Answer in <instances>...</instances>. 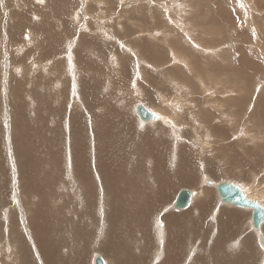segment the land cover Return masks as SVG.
Here are the masks:
<instances>
[{"label":"rangeland","instance_id":"1","mask_svg":"<svg viewBox=\"0 0 264 264\" xmlns=\"http://www.w3.org/2000/svg\"><path fill=\"white\" fill-rule=\"evenodd\" d=\"M65 1L70 3H65L68 10L62 15L57 8L54 10L49 0H45L44 4L36 0H0V164L3 169L0 171V184L4 185L2 188L6 190L0 191V203L5 202V207L8 206L7 208L2 206L3 209L0 206V264H19V260L23 257L18 253L21 249L31 255L34 264H43L40 258L41 252H38L33 238L35 235L32 234L28 225V217L31 220V213L35 209L34 204L36 202L37 206L38 203V200H34L37 193L33 189L25 188L28 177L21 168L22 160L18 155L17 143L21 142L23 147L28 146L31 150L30 158L32 157L31 161L34 164L41 163L43 159H47V156L51 157L47 155V151L50 155H55L53 152L58 151L57 148L63 155H60L61 159H59L63 161L62 157H68L69 154L67 152L69 134L66 132V127L70 128L74 116L81 117L87 128L101 121L106 124L113 122L115 124L112 129L116 131L123 129L124 123L127 122L132 134L134 136L141 134L140 138L137 137L135 141H132L128 137L125 138L126 133H124L110 138V143L119 146L114 149V155L123 160H135L144 148L148 150L152 147L146 140H142L146 132L154 133L153 129H161L157 126L149 130L142 128L140 120L136 114L135 116L133 114L135 103L142 102L152 111L154 108L151 103L164 108L174 118V123L172 122L174 130L170 133L169 130H165L168 129L166 126L164 128L165 133H169L166 137L168 144L171 145L173 139L178 138L179 141H175L178 152L184 150L183 148L189 144L194 159V163L191 164L202 172L192 186L179 187L176 191L190 188V190L198 191L197 194H199L203 174L215 179L216 182L220 181L216 180L219 177L226 178L221 181H239L237 184L253 189V192L255 191V194L259 196L258 199L264 204L262 194L264 191V170H262L264 169V0H177V3L173 0H110V2L106 1L107 4L102 3L104 0ZM178 5L180 8L177 7ZM17 24L20 28H17ZM68 25L70 29L64 33ZM83 26H88V33H85ZM196 26L200 27V33L196 32L194 28ZM81 27H83L82 31ZM206 29L209 32L204 31ZM194 33L197 34L195 40L192 39ZM27 35L30 36L29 42ZM84 36L94 38L101 47L98 44L97 49L90 46L87 48L88 44L82 42ZM191 40L199 45H193ZM197 46L200 48L197 49ZM169 47L174 49L176 54ZM21 49H26L25 53L20 54ZM175 55H179L178 58L182 60H188L187 65L182 64L178 58L175 61ZM73 58L74 62L71 61ZM85 61L91 63L93 68H88ZM180 82L185 86L189 85V89H192L191 95L183 96V90L177 89L176 83ZM89 87L96 93L88 94ZM205 88L208 90L204 91ZM142 95L150 98L148 100L150 103ZM162 99L170 103L173 99L172 103H175V106L181 105L183 109L174 108L175 111L172 107L169 109V106L165 107L161 103ZM167 115L166 113L165 116ZM205 116L210 132L209 130L207 132L201 122ZM44 123L45 133L43 134L40 130ZM102 124L99 125L102 126ZM174 133L176 135L173 137ZM46 140H49L50 145L48 149L46 146L45 153L40 146ZM144 142L147 143L143 145ZM176 143L172 144L175 153L177 152L174 148ZM132 146L137 150L136 156H132L133 151H129ZM173 155L174 153L170 157ZM203 166L204 169H202ZM207 171L210 174H204ZM228 174L233 177H228ZM37 175L35 180L40 183L44 175L41 168ZM243 180L248 183L245 184ZM18 181H21L20 188L19 184L17 186ZM65 182L67 186L63 185L65 188L63 194L67 196L65 198L67 199L70 190L68 185L71 187V183L67 182L71 181L65 180ZM58 186L56 184L54 187ZM252 186H256V189ZM177 187L178 185L175 186ZM176 194L178 193H175L173 198ZM212 197L213 211L206 217L207 223H210L209 220L216 221L219 218L220 215L214 212L215 209H219V213L222 211L243 212L242 209L225 205L222 208L223 204L217 203V197L215 195ZM25 198L26 202H24ZM205 199L204 196L198 195L196 198L199 205ZM173 200L162 204L163 208L168 207ZM199 205L194 208L198 213L197 217L199 214L202 215V208ZM23 207L25 209H22ZM163 208L160 216L162 218L175 217V214L182 213L169 208L164 211ZM160 211L157 209L156 213ZM190 214L196 217L195 213ZM212 216L215 217L212 218ZM249 231L252 232L251 228ZM19 237L23 238L25 244L16 246L20 249L18 251L13 244L16 245ZM96 240L100 239L96 238ZM95 241L91 245L87 264H92L95 254H101ZM254 241L255 238H253V244L260 258L258 264H261L264 253L260 252L259 241ZM208 242L209 239L206 238L197 246L198 252L201 247L205 248L202 251L205 257L209 253ZM192 248L193 246L190 250ZM151 254L148 264H158L159 260L156 259L154 249ZM188 255L189 253L185 258H188ZM204 256L195 255L194 259L189 257V264H197Z\"/></svg>","mask_w":264,"mask_h":264},{"label":"bare ground","instance_id":"2","mask_svg":"<svg viewBox=\"0 0 264 264\" xmlns=\"http://www.w3.org/2000/svg\"><path fill=\"white\" fill-rule=\"evenodd\" d=\"M80 1L81 0H79V2ZM88 1H91V0H82V2H88ZM106 1L110 2V0H104V2H102V3L107 4ZM174 1H176V3H177V0H173V2ZM44 2H45V0H44ZM44 2L42 4H44ZM49 2L52 4L54 10H56V8H57L62 13V15H64L66 13V11L68 10V7L66 4L70 3L69 1H65V0H49ZM151 2L153 3V1H151ZM145 3H147V1H145ZM179 3H180V1H179ZM100 5H102V4H100ZM177 7H179V5ZM182 7H184V6L182 5ZM185 7H187V6H185ZM183 13H184V11H183ZM183 17H181V18H183ZM109 19H111V18H109ZM109 19H107V20H109ZM184 19H185V17H184ZM172 20L174 21L175 19H172ZM158 21L160 22V20H158ZM18 25L19 24H17V26ZM69 25L66 26L64 33H66L70 29ZM160 25H161V23H160ZM83 27H81V31L84 29L85 33H88V30H89L88 26H83ZM262 27H263V25H262ZM17 28H20V26H18ZM194 28L196 29V32L200 33V29H199L200 27L196 26ZM204 31L209 32V30H207V29ZM187 33H188V31H187ZM106 34H107V32H106ZM28 35L26 37L27 41H28V39L30 40V36H28ZM63 35L64 34H62V36ZM184 35H185V33H184ZM192 35H193L192 39L195 40L197 37V34L194 33ZM187 38H189L188 34H187ZM190 38H191V34H190ZM60 39H61V37H60ZM2 40H3V38H2ZM82 42L88 44L87 48L91 47V48H95V49L98 48L97 45L99 44L94 38H90V37H86V36L83 37ZM191 42L193 45L194 44L199 45L198 43H195L192 40H191ZM86 44H82V45L86 46ZM3 45H4V43H3ZM19 45H21V44H19ZM69 45H70V43H69ZM69 45H67V46H69ZM205 45H206V41H205ZM99 47H101V44H99ZM196 48L198 49V48H200V46H197ZM18 49L20 50V46ZM169 49L176 54L174 49H171L170 47H169ZM189 50H190V48H189ZM25 51H26V49H21L20 54L25 53ZM13 52H16V51H13ZM111 54H113V53H111ZM191 54H192V52H191ZM49 55H51V54H49ZM178 56H176L174 58L175 61H177ZM247 56H248V54H247ZM70 57H71V55H70ZM173 57H174V55H173ZM178 59L180 60V62H182V64L187 65L188 60H182L181 58H178ZM5 61H6V59H5ZM71 61L74 62V58ZM240 62H241V60H240ZM84 63L86 65H88V68L91 67V63H89L88 61H85ZM2 64H4V62ZM70 64H71V62H70ZM7 65H8V63H7ZM4 66H6V65H4ZM198 67H199V65H198ZM8 68H6V69H8ZM91 68H93V66ZM17 71L20 72V70H17ZM92 71H94V70H92ZM181 72H182V70H181ZM245 72H246V70H245ZM167 77H168V75H167ZM17 78L21 79V77H18V76H17ZM155 80H157V79H155ZM21 81H23V79H21ZM27 81H28V79H27ZM16 83L18 84V82H16ZM108 84H109V82H108ZM56 85H58V83ZM4 86H6V85H4ZM93 86H95V85H93ZM106 86H107V84H106ZM188 86H185L181 82L176 83L177 89H179V91L181 89L183 90V93H182L183 96L191 95L192 89L191 88L189 89ZM54 87H55V85H54ZM152 87H153V84H152ZM24 88H25V85H24ZM258 88H260V87H258ZM16 90H18V89L16 88ZM53 90H54V88H53ZM155 90H156V88H155ZM206 90H208V89L205 88L204 91H206ZM18 91H16V92H18ZM156 92H157L156 94H158V91H156ZM208 92H211V91H208ZM89 93L95 94L96 91L93 88L89 87L88 88V94ZM159 93H160V91H159ZM149 94L153 95L152 93H149ZM83 95H86V93H83ZM128 95H130V93ZM160 95H162V94H160ZM13 96H15V95H13ZM38 97H41V96H38ZM142 97H144V95H142ZM144 99H146L148 101L150 98L148 99V98L144 97ZM234 100H235V98H234ZM152 101H154V100H152ZM172 102H174L173 99H172ZM172 102L170 103L165 99H162V101H161V103L164 104L165 107L169 106V109H170V107H172L173 109L176 108L178 110L183 109L181 107V105H179L180 107L175 106V103L173 104ZM89 103H90V101H89ZM91 103H93V102H91ZM148 103H150V102L148 101ZM180 104H182V103H180ZM137 105L146 106L145 104H142V102H136L134 105V110H133L134 116L136 114ZM151 105H153V108H154V110H153L154 112L150 109L155 114L154 120H152L150 122H143L138 118L141 122L140 126H143L142 128H145V129L148 128V130H149V128H155L156 126L160 127L161 129H159V128H158V130L153 129L154 133H150L149 131H147L145 135L142 134V135H144L142 140L143 139L146 140L149 144L152 145V147H150L148 150L144 148L140 155L136 156L137 150L134 149V146L131 147V149L129 151H133L131 155L136 156L135 160H123L120 157H118L117 155H114V149L116 147H119V146L113 145L110 143V138H114L118 134L126 133V135H124V137L125 138L128 137L132 141H135V138H137V137L140 138L141 134H138L137 136H134L132 134V131L130 130V127H129L127 122L124 123L123 129L120 128V129H117L116 131H114L112 129V127L115 124V123L113 124V122H109L108 124H106L103 121H101L103 124L101 122H99L98 124L93 125V126L91 124L89 126V128H87L86 123L84 122V120H82L81 117L74 116L71 120L72 125L69 123V125H71L70 128L66 127V129H67L66 132H68V134H69L67 136L69 138L68 139L69 142L67 141V145H68L67 152H69V154H68V157H65L67 159L62 157V159H64L63 160L64 162L62 160H60L61 159L60 158V155H61L60 149L55 146V148L58 149V151L53 152V154H55V155H50V152L47 151V155H49L51 157L47 156V159H43L41 163L34 164V162L31 161L32 157L30 158L31 150L28 148V146L25 145V147H23L21 142L20 143L18 142L17 143L18 145L16 144L17 148H18V153H19L18 155L21 156V160H22V163H20L22 171L24 172V174L26 173L27 174L26 176L28 177V184L26 185L25 188L33 189L37 193L36 196L34 197V200H38V203H37V206H36V202L34 204L35 209L31 213L32 214L31 220L28 217V225H29V228L32 230V234L35 235V237L33 236V238L37 244L36 247H37V250H39L38 252H41L40 258H41L43 264H87L88 260H89V255L91 254V245H92L93 241L96 240V238L100 239V240H96L95 243H97L96 247H98L99 251H101V254H95L93 256L92 264H94V258L96 255L100 256L105 261V264H148L150 259H151V256H152V254H151L152 249H154L156 259L159 260V263H161V264H189L190 259H192V258L194 259L195 255L196 256H204V255H202V253H203L202 251L205 248L201 247L200 251L198 252L197 249L199 247L197 248V246L199 243L202 244L206 240V238L209 239L208 246H207V249H209L208 250L209 253H208L207 257L204 256V258H201L197 264H258L260 262L259 261L260 258H259V256H257V254H258L257 250L255 249V246L253 244V238H255V241H259L258 246L260 247L259 248L260 252L263 251L262 253H264V245L260 242L261 235L264 236V230H263L264 229L263 228L264 223L262 225V231L260 234L257 233L256 231H254V229L252 227V218H251L252 212L250 210L242 209L243 212L222 211L219 213V209H217V210L215 209L214 212H216V214L220 215V216L218 215L219 218L216 221L215 220H213V221L209 220L210 223H207L205 221L206 217L209 216V212L211 213L213 211V209H211V208H212L213 203H214V201H212V198L214 196L212 197V195H215L217 197V200H218L217 203L219 205L222 204L219 200L216 189L213 186L211 187V186L206 185V183H205L206 181H208V180L212 181L215 185H218L219 183H222V182H230V183L236 184L247 194V196L249 198L255 199L256 201H258L261 204V206L264 207V204H262L261 201L258 199L259 196L255 194V191L253 192V189L248 188L245 185H241L240 183L237 184V182H239V181H237V182L236 181H221V180L226 179V178H223V177L220 178L219 177L216 180H220L221 182L220 181L216 182L215 179L213 180V179L209 178L208 175L203 176V174H202V176H201L202 179L200 181V183L202 184V185H200L201 192L199 194H197L198 191L196 192L194 190H190V188H189V190L193 193V199L191 201L190 207L186 210H177L174 208L175 199L181 191L180 190L178 192L176 190L179 187L192 186V184L197 182V180L199 179L201 171L199 172L191 164V163H194V159H193V153L190 151V145L189 144L187 147L183 148L184 150H179V152H178V150H177L178 145L175 142L176 140H178V138H176V140L172 138L174 140V141L172 140L174 142V144L176 143V146L174 147L175 150H177L176 153L172 149L173 148L172 147L173 142L171 141L172 142L171 145L168 144V140L166 139L167 133L168 132L171 133V131L174 130V126H173L174 118H173V116L171 117L170 112H167L164 108H160V107H158L152 103H151ZM107 106H109V105H107ZM188 106H189V104H188ZM196 106H198V104ZM91 107H92V105H91ZM149 107H151V106H149ZM122 108H124V107H122ZM219 108H222V107H219ZM109 109H110V107H109ZM246 109H247V107H246ZM174 111H175V109H174ZM98 112H100V111L98 110ZM166 113L168 114L167 116H165ZM118 115H119V113H118ZM136 116H137V114H136ZM119 117H120V115H119ZM201 122H202V125H204L207 132H208V130L210 132V128L207 124L206 116L203 117V120H201ZM99 124H102V126H100ZM162 124H164V126H162ZM44 126H45V123H44L42 129L40 130V132L43 134L45 133ZM115 126L118 127V125H115ZM140 126H139V128H140ZM144 126H146V127H144ZM165 126H166V128H168L165 130H169L167 133H165V131H164ZM211 126H212V123H211ZM205 129H204V131H205ZM153 130H152V132H153ZM59 135H60V133H59ZM168 135H169V133H168ZM175 135H176V133H174L173 137ZM257 136H258V134H257ZM169 138H170V136H169ZM179 139H180V136H179ZM49 140L44 141L40 146V148H42L45 153H46V150L48 149V147L50 145ZM181 141L185 142L186 140H184V141L181 140ZM147 142H144L143 145H145ZM203 142H204V140H203ZM46 146H47V149H46ZM65 147L66 146H64V148ZM128 148H129V146H128ZM164 151H165V153H163ZM171 151L174 153L173 157H170L173 154V153L172 154L170 153ZM250 153L252 154V152H250ZM253 154L256 155L255 153H253ZM65 155H67V154H65ZM61 156H63V155H61ZM1 158H2V156H1ZM257 160H258V158H257ZM256 163H257V161H256ZM204 166L202 169H204ZM40 168H41L42 174H44V175H42V178L40 179V183H37V181L35 179L38 176L37 172ZM258 169H259V167H258ZM2 170L3 169H2L1 164H0V171H2ZM262 170H264V169H262ZM262 170H259V171H262ZM204 174H210V173L207 171V173H204ZM227 176L233 177L230 174H228ZM65 180L71 181V182H67V183H71V187H69V185H68V189H70V190L68 192L69 194H68L67 199H65L67 196H64V194H63V192L65 191V188H63V185L66 184ZM243 181L245 182V184L248 183L245 180H243ZM20 182L19 181L17 182V186L19 184V186H18L19 188H20ZM56 184L59 185L57 188L54 187ZM176 185H178L177 188H175ZM2 186L4 187V185L0 184V191L1 190H2L1 192L6 191L4 188H2ZM21 186H23V185H21ZM65 186H67V184ZM255 187L256 186H254L253 188L256 189ZM182 190H184V189H182ZM175 193H178V194H176L175 198H173V195ZM262 194L264 195V191H262ZM18 195H19V193H18ZM21 195H22V193H21ZM197 195L198 196H204L206 198L205 200H202V203L200 205H199V202L196 200ZM172 199H174L173 202L171 204L169 203L170 205L166 208H169L170 210L176 211V212L180 211L183 214L182 213H180L181 215L175 214L174 215L175 217H167V218L160 217L161 213H162V208H163L162 204L166 203L168 200L172 201ZM24 202H26V198H25ZM21 203H22V201H21ZM215 203H216V201H215ZM5 204H6L5 202L0 203L1 209H3L2 206L5 207ZM24 204H23V206H24ZM53 205H54V207H52ZM198 205L200 208H202L201 209L202 215L199 214V216L197 217L196 215L198 213H196L197 211H195L194 208L195 207L197 208ZM224 205L229 206V207H233V206L226 205V204H223V206H221V207L224 208L225 207ZM7 207L8 206L6 205L5 208H7ZM166 208L164 206L163 210L166 211L167 210ZM233 208H236V207H233ZM22 209H25V208L23 207ZM157 209H159L161 211L159 213H156ZM238 209H240V208H238ZM5 210L6 209H4V211ZM7 210H9V209H7ZM188 211H190V213H195L194 215L197 218L193 217V215L190 214ZM185 212H187L189 214H187ZM60 214H62V216H60ZM166 214H168V213H166ZM184 214H187V215H184ZM215 216H212V218H214ZM152 222H153V225H152ZM250 228H251L252 232L249 231ZM14 234H15V231H14ZM155 239H156V241H155ZM9 240H10V238H9ZM193 242H194V244H193ZM24 244L25 243L23 242V238L19 237L17 239L16 245L13 244V247H15L19 251L20 249L16 246H23ZM156 246H157V248H156ZM191 246H193V248L190 250ZM18 253L23 256L21 258V260H19V264H34L33 260L31 259V255L27 254L24 250L21 249ZM188 253H189L188 258H185V256H187ZM189 257H191V258L189 259ZM197 259H199V257H197ZM261 264H264V256H263V259H261Z\"/></svg>","mask_w":264,"mask_h":264},{"label":"water","instance_id":"3","mask_svg":"<svg viewBox=\"0 0 264 264\" xmlns=\"http://www.w3.org/2000/svg\"><path fill=\"white\" fill-rule=\"evenodd\" d=\"M136 114L143 122L154 120L155 114L146 106L137 105ZM206 185L213 186L218 194L222 204L230 205L236 208L250 210L252 212V227L257 233H261L264 223V207L247 196V194L236 184L222 182L215 185L212 181H206ZM193 199V193L189 189L181 190L175 199L174 208L177 210H186L190 207ZM260 242L264 245V236L261 235ZM94 264H105V261L98 255L94 258Z\"/></svg>","mask_w":264,"mask_h":264},{"label":"snow or ice","instance_id":"4","mask_svg":"<svg viewBox=\"0 0 264 264\" xmlns=\"http://www.w3.org/2000/svg\"><path fill=\"white\" fill-rule=\"evenodd\" d=\"M37 2H38V3H43V2H44V0H37Z\"/></svg>","mask_w":264,"mask_h":264}]
</instances>
